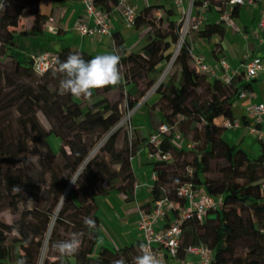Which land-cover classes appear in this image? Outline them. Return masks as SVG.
Returning <instances> with one entry per match:
<instances>
[{
	"label": "trees",
	"instance_id": "16d2710c",
	"mask_svg": "<svg viewBox=\"0 0 264 264\" xmlns=\"http://www.w3.org/2000/svg\"><path fill=\"white\" fill-rule=\"evenodd\" d=\"M10 1L13 5L8 4ZM39 1L0 0V56L10 60L5 63L0 59V211L6 207L17 212L19 203L28 199L34 204L21 210L13 222H0V264H37L44 245L42 264H113L116 260L132 264L140 244L115 251L104 246L96 250L99 218L95 197L110 189L124 192L127 198L133 196L135 174L131 157L140 143L133 131L132 138L125 136L118 145L119 129L109 133L121 117L118 103H110L104 96L99 100L97 96L99 90L105 94L131 84L135 90L126 93V105L128 109L136 106L158 81L163 64L173 57V46L178 40L173 19L177 10L163 4L142 7L133 22L134 28L145 29V43L139 51H128L119 33H114L113 52L121 57L123 82L93 90L91 98L85 100L59 94L61 76L53 74L55 61L64 60L69 52H80L85 60L95 55L67 44L56 47L45 33L48 16L38 11ZM201 1L195 0L194 6ZM208 1V11L221 12L227 0ZM93 2L100 10L110 11L109 0ZM236 6L231 8V17L239 14ZM26 17H33L29 29H10ZM163 22L167 24L165 28L160 27ZM203 28L208 35L224 31L221 21L205 23ZM188 46L186 42L180 47L152 93L157 96L153 107L160 122L171 131L159 145L160 151L170 154V158L151 162L156 175L150 189L151 202L166 198L182 203L176 192L183 184L221 196L220 207L209 211L203 222L193 218L183 222L180 253L187 245L203 244L212 250L211 264H264V192L260 187L264 177V140H257L259 151L251 156L239 144L224 140L222 126L224 119L234 120L233 103L252 80H246L243 72L233 75L228 83L210 79L195 71ZM45 51L55 54L54 65L38 75L32 68L31 55ZM172 65L178 75L168 73ZM203 82L208 98L198 101L193 96ZM42 107L46 109L48 129L37 117ZM177 116L201 123V131L192 139L187 138L186 130L177 126L182 124L176 121ZM176 130L182 139L191 142V147L173 139ZM105 134L102 145L91 151ZM49 135L60 139L58 152L51 149ZM190 152L194 156L188 161L185 156ZM213 157L227 163L226 178L221 182L205 176ZM71 177H78L75 184ZM14 187L21 191H14ZM86 216L96 221L91 234L83 224ZM72 233H81L80 249L75 255L61 257L51 245ZM238 246L242 252H237Z\"/></svg>",
	"mask_w": 264,
	"mask_h": 264
},
{
	"label": "crops",
	"instance_id": "0c3cea01",
	"mask_svg": "<svg viewBox=\"0 0 264 264\" xmlns=\"http://www.w3.org/2000/svg\"><path fill=\"white\" fill-rule=\"evenodd\" d=\"M128 1L135 6L137 13L142 7L150 4L173 6L172 0ZM109 3L111 8L108 12L111 15L112 32L103 37L81 36L72 29L83 13L80 0H40L38 11L48 16L46 20L48 24L57 27L56 33L45 31L47 37L54 41L56 47L67 44L73 49L85 50L95 56L110 54L113 53V34L119 33L128 51H139L145 43L144 27L136 29L133 24L125 22L115 9L116 0H109ZM233 6L236 5H232V8ZM236 7L239 9L238 16L231 17V24L223 23L222 34L208 35L201 26L198 32H193L187 41L190 47L191 44L198 46L199 50L194 53L202 56L203 61L211 66L216 67L220 59H225L229 65L227 73L232 76L241 72L244 74L243 64L247 58L260 56L264 59V53L261 51L264 46V29L259 27V21L264 19V0H254L250 4ZM32 21L33 17L20 18L15 25L10 26V29L16 32L27 30ZM209 22H218L217 11H207L204 24ZM216 35H218L217 38ZM262 79H264V72L251 81L250 87L246 89L247 96L245 98H237L234 101L232 112L235 120L244 121V124L249 123L250 119L244 117V103L248 100L264 101V81ZM123 88H127L130 93L135 90V86H131V84L124 85ZM156 100V95L149 94L133 115V129L140 143L137 149L138 153L131 158V166L135 174L133 196L127 198L124 192L110 189L105 195L95 197L99 218L96 250L99 246H104L115 251L141 243V233L136 226L138 210L142 207L150 209L153 206L150 197V189L154 182L152 160L147 157L149 147L145 141L160 123L158 113L153 107ZM248 135L253 136L245 127L225 128L223 131L224 140L229 144H239L240 148H245L244 141ZM257 150L259 151V147ZM105 186L107 185L105 184ZM162 260L163 264H195L198 256L183 252L177 258H171L165 254Z\"/></svg>",
	"mask_w": 264,
	"mask_h": 264
},
{
	"label": "built area",
	"instance_id": "2783aa9c",
	"mask_svg": "<svg viewBox=\"0 0 264 264\" xmlns=\"http://www.w3.org/2000/svg\"><path fill=\"white\" fill-rule=\"evenodd\" d=\"M253 1L227 0L224 2L225 8L223 11L218 12V22L231 24L230 12L232 5L250 4ZM80 2L83 7V13L79 16L72 29L81 36L103 37L110 35L112 32L110 13L100 10L93 0H80ZM194 2L195 0H172L174 8L178 12L176 54L180 47L186 44L190 35L198 31L206 20V13L210 6L209 1L202 0L196 6H194ZM115 9L125 22L133 24L137 14L133 4L128 0H117ZM156 13L158 14V12ZM259 27L264 29V19L259 21ZM44 29L48 33H56L57 31V27L48 24L47 21ZM187 50L195 71L206 74L210 79H219L224 83L229 82L232 75L227 73L229 65L225 59H220L215 67L205 63L202 56L195 54L190 46H188ZM261 51L264 53V46H262ZM31 57L32 68L38 75L45 73L54 65L55 54L51 51L31 55ZM243 69L246 80L256 79L261 72H264V59L260 56L249 57L244 62ZM158 84L155 85V88ZM246 96L247 91L241 90L237 98L242 99ZM243 111L244 117L250 119L249 123L244 124V121L224 119L222 126L228 129L245 127L256 140H264V101L248 100L243 105ZM170 131L171 128L168 125L160 122L156 129L147 136L145 143L149 147L147 152L149 159L168 160L170 158V154L162 153L159 148L160 141ZM172 137L185 147H191L192 145L188 140L182 139L177 130L173 132ZM136 153H138L137 150ZM152 177L155 180L156 175L154 172H152ZM260 187L261 191L264 192V177H262ZM176 193L183 200L182 203L161 198L155 200L150 209L142 207L138 210L136 226L141 233V243L146 244L149 251L154 252L162 259L165 254L171 258L179 257L181 250L180 235L182 233V224L185 220L193 218L203 222L209 211L218 209L222 204L221 196H211L204 188H194L190 184L181 185ZM183 252L196 254L198 260L195 264H211L212 250L203 244L187 245L183 248Z\"/></svg>",
	"mask_w": 264,
	"mask_h": 264
},
{
	"label": "clouds",
	"instance_id": "9594fccd",
	"mask_svg": "<svg viewBox=\"0 0 264 264\" xmlns=\"http://www.w3.org/2000/svg\"><path fill=\"white\" fill-rule=\"evenodd\" d=\"M120 62L121 57L115 52L96 55L89 60H85L80 52H69L64 60L57 58L53 74L61 76L58 86L59 94H70L75 98L88 100L93 90L106 86H118L123 82ZM77 178L71 177V182L75 184ZM13 190L21 191L19 187H14ZM32 204L33 201L28 199V207ZM83 224L89 230V234L97 227L96 221L90 216L83 218ZM80 235L81 233H72L69 238L55 241L51 246L61 257L75 255L81 246ZM139 250V253L132 258V264H163L162 258L149 251L146 244L141 243ZM18 264H23V262H18ZM113 264H124V261L116 260Z\"/></svg>",
	"mask_w": 264,
	"mask_h": 264
},
{
	"label": "rangeland",
	"instance_id": "374dc122",
	"mask_svg": "<svg viewBox=\"0 0 264 264\" xmlns=\"http://www.w3.org/2000/svg\"><path fill=\"white\" fill-rule=\"evenodd\" d=\"M8 4L13 5V2L10 1V2H8ZM173 19L175 21V24L177 25L178 12H176V15L173 17ZM21 26H23V25L21 24ZM166 26H167L166 22H163L160 25V27H162V28H165ZM197 32L198 31H195L194 33H197ZM215 37L217 38L218 35H216ZM177 42H178V40H177ZM177 42L173 46V54L175 53V48H176ZM191 49L193 52H196L199 50L198 46H196L194 44H191ZM0 59L3 60V62H5V63H9V61H10L9 58L6 56H0ZM173 60H174V57H173ZM168 65H169V62L163 64L162 72L159 75L160 77L158 76L159 81H161L160 79H162L163 72H165L164 70H165L166 66H168ZM7 66L10 67V64H8ZM168 73H170V74L176 73V75H178L177 69L173 65L171 66ZM27 81L30 82L29 80H27ZM154 90H155V85L150 87L145 92V94L138 100L136 106L132 109H128L127 105H126V93L128 92L127 88H123V87L122 88H115V89H112L111 91H109L105 94H101L102 93L101 90L98 91L99 96H97V98L104 96L107 98V100L110 103H114V102L118 103V108L120 110L121 117H120L119 121L117 122V124L109 131V133H110L112 131L119 129L118 145L122 144V138L123 137H125V136H127L128 138L133 137V134H134L133 133V131H134L133 130L134 111L145 101L146 97L149 94L154 92ZM195 91L196 92H195V95L193 96V98L197 99L198 101H204L208 98V92L204 87V82ZM99 100H100V98H99ZM13 113H14V115H16V112L14 110H13ZM45 115H46V109L44 107L40 108L37 111V117H38L39 122L41 123L42 126H44L46 129H48L49 125H48V122L45 118ZM176 121L177 122L181 121V123H182L181 125H178L177 122H176V124L179 128L183 127L186 130L187 133L185 135L189 139H192L195 134H198L201 131V123L194 122L193 120H191L189 118H183L182 116H177ZM107 134L103 135L102 138H100L99 140L96 141V143L93 145L91 151H93L94 149L96 150V148L98 149L102 145ZM48 142H49V145H50L51 149L53 150V152H58L59 147H60V139L54 135H49L48 136ZM174 144L177 145L175 142H174ZM244 146H245V148H242V149L245 150L249 155L255 156L258 153L257 149L259 147V143L254 136L251 137L250 135H248L246 141H244ZM193 148H190V149H193ZM193 156H194V153L190 152L185 156V159L190 161V160H192ZM226 166H227V163L223 159L218 158V157H213V158H211L210 164H209L210 170L208 173H206L205 176L208 178H215L221 182V181L225 180V178H226V170H225ZM189 168L190 167H188L187 169H189ZM182 171L183 170H181V169L178 170L179 173H182ZM172 182L174 183V181H172ZM33 205L34 204H32V206ZM31 207H28L27 201H22L21 203H19L17 212H13V210H11L10 208L5 207L0 211V222L11 223L15 219L18 218L19 212L21 210H23L24 208H31ZM56 210H57V207L54 208L53 215L56 212ZM12 235H14V234L12 233L8 236V239L6 240V244L10 243V240L13 237ZM47 236H48V233H47ZM231 247L234 248L235 245L231 244ZM45 250H46V247L44 245L43 249H42V253L38 259L37 264H42L43 259H44ZM236 250H237V252H242L243 249L238 246V248ZM1 263L5 264L6 261H3Z\"/></svg>",
	"mask_w": 264,
	"mask_h": 264
},
{
	"label": "bare ground",
	"instance_id": "6f19581e",
	"mask_svg": "<svg viewBox=\"0 0 264 264\" xmlns=\"http://www.w3.org/2000/svg\"><path fill=\"white\" fill-rule=\"evenodd\" d=\"M176 52H177V50H175V53L173 54V57H175ZM173 57H172L171 61L169 62V65H168L167 69L169 68V66H170V64H171V62H172V60H173ZM167 69H166V71H167ZM166 71H165V72H166ZM165 72L163 73L162 77L164 76ZM160 80H161V79H160ZM116 127H117V126H116Z\"/></svg>",
	"mask_w": 264,
	"mask_h": 264
},
{
	"label": "water",
	"instance_id": "95a60500",
	"mask_svg": "<svg viewBox=\"0 0 264 264\" xmlns=\"http://www.w3.org/2000/svg\"><path fill=\"white\" fill-rule=\"evenodd\" d=\"M158 83H159V79H158V81L156 82V84H158ZM156 84H155V85H156Z\"/></svg>",
	"mask_w": 264,
	"mask_h": 264
}]
</instances>
